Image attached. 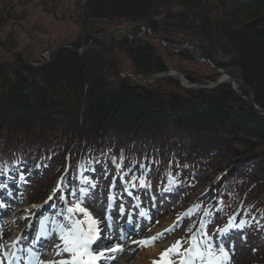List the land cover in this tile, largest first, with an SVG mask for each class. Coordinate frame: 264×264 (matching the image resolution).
Instances as JSON below:
<instances>
[{"label": "trees", "instance_id": "1", "mask_svg": "<svg viewBox=\"0 0 264 264\" xmlns=\"http://www.w3.org/2000/svg\"><path fill=\"white\" fill-rule=\"evenodd\" d=\"M40 1L47 10L58 0ZM160 5L179 11L156 21L151 13ZM82 10L78 21L71 16L80 29L72 39L77 50L110 28L120 29L123 21L132 23L133 37L147 26L169 47L181 48L184 41L196 45L264 110V0H86ZM168 32L180 35V46L163 36ZM146 37L156 42L147 34L136 40L118 36L115 59L111 45L103 41L93 42L83 55L58 49L55 63L39 68L22 65L37 63L33 55L10 47L0 51V64L14 62L0 67V183L23 170L51 169L52 162L58 174L69 164L81 178L84 171L96 170L99 180L109 170L118 176L137 167L131 172L139 174V167L149 165L164 180L176 173L188 192L196 181L211 182L222 173L217 193L205 200L216 197L231 211L240 208L252 216L261 251L256 255L261 260L252 264H264V115L230 83L217 84L222 74L212 66L194 60L190 51L174 53L160 42L171 56L211 68L207 74L183 73L200 88L187 89L174 77L157 79L178 89L176 93L121 78L122 73L150 78L169 71ZM210 82L216 86L207 88Z\"/></svg>", "mask_w": 264, "mask_h": 264}, {"label": "rangeland", "instance_id": "2", "mask_svg": "<svg viewBox=\"0 0 264 264\" xmlns=\"http://www.w3.org/2000/svg\"><path fill=\"white\" fill-rule=\"evenodd\" d=\"M12 5L15 4H23L24 7H18L16 8V17H18L19 13H23L21 16L25 17L26 21L21 22L22 29H18L19 38L17 40H13L11 44V49L13 51L20 50L22 52H25L26 54L33 55L34 60H38V62L41 61V59L46 58L47 63H49L51 54L49 51H51V47L60 43L63 45H66L69 43L70 50L73 48L72 46V39H74V31L75 35L77 32H80V29L78 28L77 24H74V20H72L73 15L76 17V21H78L77 16H80L83 13V7L86 3V0H58L55 2L53 6H48L47 10L42 5V1L40 0H28L27 4H24L21 2V0H10ZM169 5H160L158 8H155L154 11L151 13V17L156 19V21L164 20L168 13L170 11L176 12L179 11L177 7L172 8ZM0 17L5 16L3 12V5H0ZM154 13V15H153ZM81 19V18H80ZM75 21V23H76ZM82 21V19H81ZM123 26L120 27V29L110 28V32L104 36L96 37L93 40H91L89 43L85 44L81 50H78L80 55L85 53L88 49H90L92 46V43L95 41H101L97 40L98 38H112L113 35H116V38L114 39L113 43H116L118 36H125V37H133L131 35H127L126 31L129 34V31L132 29V23L123 21L121 23ZM13 25V22H8V27L10 28ZM18 26V25H17ZM99 26L98 24L96 25ZM8 27H6L5 30H8ZM19 28V27H17ZM163 34H165L163 32ZM170 35H163L166 38L170 37L172 39L173 43L180 46L179 38L180 35H177L176 32L171 33L168 32ZM71 35L72 37L67 40V38ZM149 36V35H148ZM16 38V37H15ZM148 38V37H146ZM150 38V37H149ZM148 38V39H149ZM152 41L155 45V47L158 49V53L162 54L164 59L166 60L167 66L169 71L167 73H159L151 76L149 79L143 80L140 83V87L148 88L150 87H163L164 90H171L172 92L178 93L179 90L176 88H173L172 85L167 84L165 82H159L157 79L160 78H168L169 76L174 77L175 79H179L181 81V85L183 87H186L188 89H197L198 83H188L187 79L185 78V71L192 72L194 71L195 74L198 75V73L201 74H207L211 72V68L206 66L201 67L198 66V63L191 62V61H183L179 56H171L170 53L165 51L159 44L154 42L151 38L149 39ZM105 42V41H103ZM186 43L183 44V46L191 44L187 41H184ZM108 43V42H105ZM172 43V44H173ZM181 45V47H183ZM60 48V46H59ZM73 51V50H71ZM54 52V51H53ZM74 52V51H73ZM113 53L115 54V50L113 49ZM121 57L126 62L127 67H129V61L127 60V55L121 53ZM116 58V55H115ZM52 59V57H51ZM31 63V62H28ZM33 63V62H32ZM55 63V62H54ZM131 63V62H130ZM213 65V63L211 62ZM210 65V64H209ZM210 65V66H212ZM129 73L131 71L128 68H125ZM184 73V74H183ZM119 78V77H118ZM118 78L114 80H118ZM121 78H125V76L121 75ZM131 79H134L131 77ZM143 79V78H141ZM186 79V80H185ZM229 82L228 80H225V82ZM153 82V83H152ZM214 83L210 82L206 87L212 88ZM201 86V85H199ZM235 87V85H234ZM232 86V88L234 89ZM238 88L239 86L236 85ZM45 175V174H44ZM50 176V175H49ZM45 176H43L44 178ZM210 184L208 180L205 182L201 181V183H198V185L195 188L194 195L197 198L200 193H204L208 190ZM32 186H34V183L32 182ZM152 192L150 194H147L145 198L134 200L132 198L131 203L129 205H125L121 203L120 200H117V204L114 203L112 199L107 201L106 196H102L104 194H99L97 196L96 194H87L84 198V204L83 206L88 209L89 212H91L93 218L100 220L101 225L103 222H105L106 219H103L102 217L112 216V218H115L114 221H121L120 218L123 219H129L130 225H141L144 226L145 229L142 233V241L143 242H149L147 243V246L142 243L140 247L136 250H133L132 253L122 252L120 255L117 256L116 262L114 264H163L161 261V255L165 253L168 249L172 248L174 245H176L177 241H180L179 246V255H177L174 252H169L167 257H165L166 260L174 261V264H180L181 260L184 258V256L187 254V251L191 247L193 240L190 242L189 246L187 247V242L185 240V236L183 234V230L185 228V225L181 218L179 217V213L181 208L184 205L185 202V193H181L180 191H175L174 194L171 196H166L164 194V191H162V188L157 187L156 183L153 182L152 185ZM151 188V189H152ZM26 190V191H24ZM23 191H20L16 188V190H13L9 195V198H5L2 200V197L0 196V201L5 204V207L7 208L5 216L0 218V229H2L3 233H0V244L2 242H5V237L7 236L8 232L14 234V232H17L18 228L17 226L23 222L24 218L28 216L24 210H29L31 207L28 206L29 202V196L30 194L28 189H24ZM103 192V191H102ZM31 193V192H30ZM28 195V196H27ZM194 197V196H189ZM194 197V198H195ZM13 199L15 203L10 202V200ZM117 199V197H115ZM99 202V204H98ZM89 203L93 204L90 205ZM188 204V203H187ZM96 205H99L100 208H98ZM111 208H110V207ZM29 207V208H28ZM44 209V208H43ZM116 212V217L113 216L111 211ZM122 209V211H121ZM22 210V211H21ZM52 210H55L54 208ZM51 210L46 209L43 213H37L38 217L42 216L45 223H47L50 220ZM41 212V211H40ZM59 215V217H57ZM56 214L55 217L58 222V225H62L61 221L64 222L63 215H66V209L62 211L59 214ZM120 217V218H119ZM78 219H82V215H77ZM243 221L244 223L241 224L240 222ZM219 220L215 222V224H219ZM15 224L14 226H11L7 229L8 224ZM234 227L236 228H243L245 225V219L237 217V219L234 220ZM12 224V225H13ZM205 228L206 226L202 227V230L200 234H198L197 242L201 244V247H203V241L206 239L205 237ZM207 231H209V236H207V239H209L213 246H218L221 243L225 247V249L229 253V261L227 264H252L254 262H259L261 260L260 257H256L254 253L257 251L256 246H254V236L255 233L251 234L249 236L250 240H247V238H241L242 240L237 243L232 242V245H229L228 243L225 244L224 241H221L220 234H216L215 232L211 231V228H207ZM2 234L6 236H2ZM155 238V239H153ZM256 238V237H255ZM59 237L58 235H54L53 238L46 243V246L48 249L55 247L56 244L59 243ZM141 241V242H142ZM155 249L152 253L153 256H146L147 252H150V250ZM182 249H185L182 252ZM67 254H65L66 257ZM52 257V256H51ZM44 257V263L48 264L49 261H51V258ZM64 257H60L62 259ZM59 259V260H60ZM196 264H199V261L196 262Z\"/></svg>", "mask_w": 264, "mask_h": 264}, {"label": "snow or ice", "instance_id": "3", "mask_svg": "<svg viewBox=\"0 0 264 264\" xmlns=\"http://www.w3.org/2000/svg\"><path fill=\"white\" fill-rule=\"evenodd\" d=\"M23 179V177H21ZM63 178H61L60 184L54 191H59L60 186L63 184ZM84 183L89 185V188H94L95 185L91 181L85 180ZM143 183V182H142ZM89 189H81L80 194L76 192H70L75 199L66 208V215H63L65 224L58 225L56 234L59 237L60 243L56 244L57 256L64 257L54 264H96V262L104 256V251H119L122 250L118 247L105 246L104 250H100L99 246L94 252L92 245L99 239L100 220L93 218L91 212L83 206L84 198L87 195ZM53 196H50L48 200H52ZM111 199V197H109ZM48 201H46L47 203ZM2 207V205H0ZM122 211V209H121ZM82 215V219H78L77 215ZM235 218H233L234 220ZM241 224L244 222L241 221ZM47 228L45 222L41 221V232L39 238L47 237ZM222 234L227 232V229H218ZM206 239L203 241V247L197 242L195 236H193V243L187 254L181 260L180 264H227L229 261V253L221 243L218 246H213V243L207 239V234H204ZM155 239V238H153ZM147 246L149 242H141ZM180 241H177L176 245L168 249L161 255V261L163 264H174V261L166 260L169 252H174L179 255ZM65 254L66 257H65ZM43 264V262H40Z\"/></svg>", "mask_w": 264, "mask_h": 264}, {"label": "flooded vegetation", "instance_id": "4", "mask_svg": "<svg viewBox=\"0 0 264 264\" xmlns=\"http://www.w3.org/2000/svg\"><path fill=\"white\" fill-rule=\"evenodd\" d=\"M21 2L27 4L28 0H21ZM0 5H3V12L5 14V16L0 17V51H3L4 49H7L6 47L11 48L12 41L19 38L20 32H18V29H22L21 22H25L26 19L25 17L21 16L23 13H19L18 17H16L15 13L17 6L24 7L23 4L12 5L10 0H0ZM8 22H13V25L10 28L8 27ZM6 27H8V30H5ZM71 37L72 36L69 35L67 40H69ZM62 45L63 44L58 43L51 47L52 50L49 52L51 54L50 62L56 61V51L58 50L59 46ZM66 46H69V43H67Z\"/></svg>", "mask_w": 264, "mask_h": 264}, {"label": "water", "instance_id": "5", "mask_svg": "<svg viewBox=\"0 0 264 264\" xmlns=\"http://www.w3.org/2000/svg\"><path fill=\"white\" fill-rule=\"evenodd\" d=\"M153 15H154V13H153ZM142 30H145L147 33H150V32H149L150 29H149L148 27H143ZM142 30H141L140 34H142ZM126 34L129 35L127 31H126ZM115 38H116V35H113L112 38H109V37H107V38H98L97 40H101V41L109 42V43H111V45L113 46V42H114V39H115ZM128 38L131 39V40L133 39V38H131V37H129V36H128ZM153 39H154L155 41H157V42H160V39L157 38V37H153ZM165 46H166V45H165ZM61 48H64V47L61 46ZM168 48H171L172 51H173L174 53H179V52H182V51L188 50V51H190V52L192 53V57L194 58V60H196V61H198V62H203V63H207V64L212 65L211 62H210V60H208L207 58H205L204 56H202V54L200 53L199 49H198L195 45H193V44L185 45V46H183L181 49H178V50L175 49L174 47H168ZM71 50H73V51H75V52H78V50L75 49L74 47L71 48ZM43 60H44V63H43V65H44V64L46 63V58H43ZM10 64H14V62H9V63L0 64V67L5 66V65H10ZM22 65L27 66V67H30V68H38V67H42V66H43V65H35V64H31V63H24V64H22ZM212 67H213L216 71H218V72L224 74V76H223V78L221 79L220 82H224L225 80H228L229 83L231 84V86L234 87V85H235V87H234L235 92H236L240 97H242V98L248 100V102H249L251 105H253V106L255 107V109H256L257 112H260L261 114H264V111L261 110V109H259L258 106L256 105L255 100H254L253 97H248V96L244 95L242 92H240V91L237 89V87H236V85H237L236 80H235V79H234V78H233V77H232V76H231L226 70H224V69H222V68H217V67H215L214 65H212ZM140 95H141V94H140Z\"/></svg>", "mask_w": 264, "mask_h": 264}, {"label": "bare ground", "instance_id": "6", "mask_svg": "<svg viewBox=\"0 0 264 264\" xmlns=\"http://www.w3.org/2000/svg\"><path fill=\"white\" fill-rule=\"evenodd\" d=\"M143 33H145V31L143 32ZM99 208H100V206H99ZM33 213V211L31 212V214ZM105 224V223H104ZM104 224H101L100 226H99V228H100V230H102L101 232H104L107 228L105 227V225ZM144 229V227H142L141 228V230H143ZM31 232L32 233H34V234H40V232L41 231H39L37 228H35V229H31ZM60 243V242H59ZM98 243V242H97ZM96 245V243H94L91 247L93 248L94 246ZM138 246V245H137ZM134 248H131V250H133ZM155 249H152V250H150V252H147V254H146V256H153L152 255V253H153V251H154ZM56 253H57V249H56V247H52L51 249H49V254H51V255H54V262H57V261H59V259H60V257L61 256H57L56 255ZM54 264V263H53ZM119 264H121V263H119Z\"/></svg>", "mask_w": 264, "mask_h": 264}]
</instances>
